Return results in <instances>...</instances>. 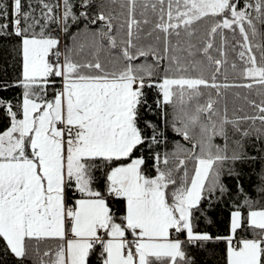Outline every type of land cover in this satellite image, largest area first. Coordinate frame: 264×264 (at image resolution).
Masks as SVG:
<instances>
[{
    "label": "snow or ice",
    "instance_id": "6c2138e0",
    "mask_svg": "<svg viewBox=\"0 0 264 264\" xmlns=\"http://www.w3.org/2000/svg\"><path fill=\"white\" fill-rule=\"evenodd\" d=\"M82 21L98 29L87 51L57 34ZM4 40L20 59L0 82L20 89L0 95V248L14 264H196L221 242L225 264H264V169L259 199L223 179L257 160L246 140L264 153V98L235 117L228 99L264 94V0H0ZM169 129L191 147L168 151ZM220 203L227 234L199 231Z\"/></svg>",
    "mask_w": 264,
    "mask_h": 264
},
{
    "label": "trees",
    "instance_id": "16d2710c",
    "mask_svg": "<svg viewBox=\"0 0 264 264\" xmlns=\"http://www.w3.org/2000/svg\"><path fill=\"white\" fill-rule=\"evenodd\" d=\"M8 2V0H5ZM95 11V10H93ZM210 22H202L200 26V30L198 32V36L203 39L205 30L209 27ZM55 28V25H52ZM97 26L87 25V21H82L78 25H72L69 29L71 35L65 36L63 33H57L60 35L62 42L67 43L69 46H72L74 41L72 36H76V44H84L86 46L85 50L87 51V46H89L93 41V32L97 31ZM118 36V41L122 37ZM226 35L229 37L230 43L231 41V33L226 31ZM99 39V38H97ZM199 42V41H198ZM15 41L14 40H4L0 41V82H8L11 83L14 81L20 72V59L14 50ZM217 46H219V38H217ZM115 51V50H113ZM108 58V49L105 42V51L102 53V59ZM259 58V57H258ZM232 57L230 56V60ZM138 63L147 62L151 63L149 58L148 61H144V58H141ZM226 75L228 76L229 82L241 83L240 74L238 71H233L231 67L226 68ZM240 95L237 96L236 94ZM20 94V89L12 88L6 92L0 93V95L12 98L17 97ZM247 96L249 99H254L259 102L262 98H264V94L261 93L259 86H255L253 89H229L228 90V99H229V115L232 117L235 116H243V115H251L254 114V109L250 108L244 97ZM258 123V122H257ZM247 127V125H244ZM239 139V136H232L230 132V151L235 148V145L232 143V140ZM184 144L186 148H190L191 144L182 140V138L177 137L175 133H173L170 129L168 131V151H172L175 147L176 142ZM215 143L223 145V141L219 138L215 141ZM246 150L249 154H259L264 155V153L260 152L261 144L259 142H255V147H253V139H249L245 141ZM258 158L254 162L245 163V164H237L236 171L240 173L239 178L235 176H224V182L229 185L233 190H235V186L237 182L243 185L244 189L248 192V194L253 199H259L258 194L255 190V185L258 183V177L261 173V170L264 169V160ZM191 163H189V169H191ZM229 163H225V169L229 167ZM229 206L224 203H220L217 207L213 208L209 213V216L212 220V223H208L207 219L204 216H201L197 221L198 230L210 232L213 235H226L229 227ZM54 247V244L52 245ZM193 255L196 260V264H225V245L224 243H210L203 248H197L193 250ZM0 264H14L13 258L5 253L2 248H0Z\"/></svg>",
    "mask_w": 264,
    "mask_h": 264
}]
</instances>
